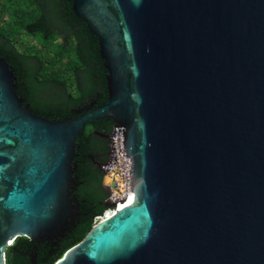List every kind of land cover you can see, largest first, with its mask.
Wrapping results in <instances>:
<instances>
[{"label":"water","instance_id":"water-1","mask_svg":"<svg viewBox=\"0 0 264 264\" xmlns=\"http://www.w3.org/2000/svg\"><path fill=\"white\" fill-rule=\"evenodd\" d=\"M72 11L97 39L107 102L42 118L0 57V264L16 238L72 224L75 141L101 119L121 127L130 197L55 264H264V0Z\"/></svg>","mask_w":264,"mask_h":264},{"label":"trees","instance_id":"trees-1","mask_svg":"<svg viewBox=\"0 0 264 264\" xmlns=\"http://www.w3.org/2000/svg\"><path fill=\"white\" fill-rule=\"evenodd\" d=\"M23 36H35L38 46L19 51ZM0 57L14 71L18 95L42 118H78V112L107 102L97 39L74 15L72 0H0ZM113 127L111 120L94 121L75 141L71 197L78 210L67 231L40 242L16 238L5 252L6 264H55L107 210L102 166Z\"/></svg>","mask_w":264,"mask_h":264},{"label":"built area","instance_id":"built-area-1","mask_svg":"<svg viewBox=\"0 0 264 264\" xmlns=\"http://www.w3.org/2000/svg\"><path fill=\"white\" fill-rule=\"evenodd\" d=\"M104 179L108 188V202L116 203L115 208H107L102 216L96 217L95 223L105 217L107 212H114L119 206L124 205L130 195L131 188V164L122 145V130L119 126H114L109 136V158L102 166ZM124 201V202H122Z\"/></svg>","mask_w":264,"mask_h":264},{"label":"rangeland","instance_id":"rangeland-1","mask_svg":"<svg viewBox=\"0 0 264 264\" xmlns=\"http://www.w3.org/2000/svg\"><path fill=\"white\" fill-rule=\"evenodd\" d=\"M26 46H38V41L35 36H23L19 38L17 43V47L19 51H23ZM103 184L106 185V180H103Z\"/></svg>","mask_w":264,"mask_h":264},{"label":"bare ground","instance_id":"bare-ground-1","mask_svg":"<svg viewBox=\"0 0 264 264\" xmlns=\"http://www.w3.org/2000/svg\"><path fill=\"white\" fill-rule=\"evenodd\" d=\"M129 197H130V195L127 197V199H126V201L125 202H127V200L129 199ZM122 207V204L119 206V208H121ZM112 214V212L109 214V215H111ZM108 215V216H109Z\"/></svg>","mask_w":264,"mask_h":264},{"label":"flooded vegetation","instance_id":"flooded-vegetation-1","mask_svg":"<svg viewBox=\"0 0 264 264\" xmlns=\"http://www.w3.org/2000/svg\"><path fill=\"white\" fill-rule=\"evenodd\" d=\"M90 108V107H89ZM80 116V115H79ZM108 139H109V136H108ZM104 188V187H103Z\"/></svg>","mask_w":264,"mask_h":264}]
</instances>
